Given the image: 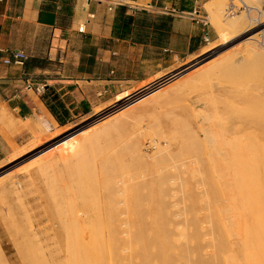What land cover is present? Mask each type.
Here are the masks:
<instances>
[{
	"label": "rangeland",
	"instance_id": "374dc122",
	"mask_svg": "<svg viewBox=\"0 0 264 264\" xmlns=\"http://www.w3.org/2000/svg\"><path fill=\"white\" fill-rule=\"evenodd\" d=\"M60 1L65 4L69 10L74 0ZM196 1L197 3H195V0H187V4L188 6L192 5V7L196 6L195 9L201 11L199 19L209 26L210 34L209 38L203 42L201 48L195 54L174 61L166 68H156V72L143 80L139 79L134 82L123 83L120 90L112 94L108 99L96 96L95 101L89 105L90 108L83 110V113L78 116L76 113L79 112V110L73 109L75 104L71 103L69 98H61L53 88L49 87L46 89L44 86V90L40 94L43 98H47L46 102L54 106L55 110L59 113L63 112V110L67 111L66 115H61L65 121L64 125H61L58 120L56 123L50 118L47 119L45 116H40V120L35 123V128L31 129L29 126H26L30 134H28V138L25 142H18L17 144L13 140V136L18 135L19 132L22 131V128L16 126L11 114L5 111L0 104V132L5 136L11 146V152L7 156L0 158V264H62V262L63 264H69L67 262H70L69 259L71 257L69 256H71L72 253L67 254L69 250L67 237H69L70 234L72 236L74 235L72 230H74V233L75 230H77L73 228V224H75V227L76 225L81 226L82 223V226H87V224H94L95 220H97L96 224L98 222L101 223V220L106 218L105 221L109 224V233H116V238H119V244L122 246L119 245V248L125 249L122 253L120 251L121 258L125 255L127 256L128 250L124 247H126L125 240L128 236H126L125 233H127V231L129 233L132 230L129 228L128 222L133 218V215H130L131 213H129L130 211L126 203L132 198L130 196L137 191H134V188H138L140 190L139 194L143 197L140 215L143 217V224L145 227L148 228L153 214H151V211L155 210V212L157 214L160 213L163 220L166 221L165 227L168 228L167 232L169 234L174 236L179 231L183 230L187 236L193 233H195V235L197 233L200 237L202 236L199 241L188 243L190 259L194 261L195 258L201 257L205 261L211 262L212 246L209 245H211L210 235L212 237L214 234L212 233L213 230H216L214 224V220L217 217L216 207H224L227 202L226 196L224 198L222 195L223 192L229 193L231 196V203L233 200L238 204L242 203L241 201H250L256 205L257 195L253 194L249 197L242 180L236 183L231 182L232 175L228 181V173H225L227 172V167L225 164H222L220 167L219 162L224 159L231 161L230 159L232 158L230 162L231 173H234V169L238 167L241 174L242 167L237 166L235 161L238 160L236 159L237 157L242 158V155L238 154L237 157L234 158L236 156L235 149H239L240 151L245 150L244 147L239 148V140L242 138L245 144H252L255 141V143H253L254 148L258 147V139L262 138L264 141V133L262 131L264 130V119L260 118L264 113H262V115L257 113L259 116H254L255 113L254 115L250 114L251 111L253 112L252 109L256 108L257 101H259L257 102L258 105L260 103L259 109L264 107V102L262 103L264 99L261 101V98H264V59L259 55H253L254 57L256 56V59L249 56L252 60L249 57H247V59L249 58L250 60H242V58L245 59V56L241 50L243 49L244 42L248 41L246 38L256 35L255 37L257 40L255 43L259 47V53L262 52L261 50L264 51V0H251L252 4H249L250 0H242L247 3V8H239L241 5L239 0ZM231 1L237 8L236 13L232 16L242 15L246 19L248 17L253 19V21L247 19L248 23L246 24H252L249 26L251 28L248 31L240 32L241 30H238V28V32L237 30L234 32L233 29L235 28L230 27V25L228 26L231 20L230 17L232 16L226 15L225 11ZM110 2L114 4L120 2L118 7L125 6V8H128V6H144L124 0H110ZM255 7L256 9L258 8L259 12ZM147 18L148 21H152L153 17L150 16ZM220 26L228 28L221 33L218 30ZM233 34L237 35L233 36ZM222 36H225V38L229 37L228 39H230V37L233 38L227 40L226 43ZM234 37H237V40ZM220 41L222 43H220ZM215 43H218V45L215 46ZM213 44L214 46H212ZM235 50H238V52ZM207 52H212L213 54L205 57L204 55ZM233 53L238 56H233ZM231 54L235 57V60L233 59L231 61ZM223 55L225 58L227 56L226 60L229 59L227 60L228 68L223 65V70H225V68L228 69L225 70V75L224 72H222L223 70H221V74L219 69V72L217 70L207 75V77L209 76L212 78L204 77L203 80L197 78V72L200 68L202 69L209 63H212L211 61L223 57ZM238 57L242 64L235 68V66L239 64ZM259 59H261V61ZM229 63H233L232 66ZM224 64L226 63L224 62ZM252 66H254L257 71L254 70ZM256 66H259V69ZM220 67L221 69L223 68L222 66ZM238 67H242L243 69H239ZM246 68H252L251 72L254 71L255 75L253 72L251 75H254L253 77L256 76V79L254 78L252 81L253 78L248 76V71L250 69L247 71ZM170 79L176 80L173 81ZM244 80H246V82ZM240 81H243V83H240ZM167 83L169 86H167ZM40 84L44 83L40 82ZM157 85L160 87L163 86V89H161L162 93L159 91V94H156L155 97H151L153 99L149 98V104L147 102L143 105L140 103L141 105L136 104L135 107L132 106L133 110L129 108V110L117 112L118 115L116 114L117 116H115L113 120L110 119L112 120L110 121V125L112 126L113 124V126L111 127L108 125L107 127L109 128L104 127L107 128L109 132L101 127V123L110 118L108 117L106 119L104 117L105 114H107L105 112L113 109L114 107H111L115 105L116 101L124 99L125 97L128 99L133 98L141 93L142 89L144 91ZM211 99L214 104L210 103ZM231 99L232 101L234 100V102L231 101V103H227V106L226 101L229 102ZM150 100H153L152 102L154 104ZM253 100L255 101L254 104H252L254 102ZM233 103L237 107L239 105L244 107L248 105V108L245 107L247 109H250L249 106L251 105L255 106H252L251 111L243 110L245 111L243 115L239 113L242 112V107L239 106V108H237L235 105L233 106ZM229 104H232L233 107H230ZM235 107L239 110H236ZM259 109L257 112H259ZM96 110L98 112L99 110L101 111L98 114H94ZM247 111L248 116H245ZM261 111L263 110H260L259 113H261ZM258 117L260 119H258ZM258 121L263 123L261 124L260 122L257 124ZM254 123L255 127L260 124L259 127H261V130L259 127L256 128L257 131L260 130L263 137L259 134V131L258 135L261 137L255 133L256 128L253 131ZM42 126L43 130L41 132ZM223 126L227 133L223 130ZM97 127L98 130L102 128L103 131H106V134L103 132L105 136L108 133L110 135L108 134V137H105L103 133H101L102 130H99L100 133H94L89 137L88 134L91 133L90 130H92L93 133L97 130ZM111 128H114V130H111ZM242 129L244 131L246 129V137ZM60 130H62V132ZM250 130L256 135H253ZM44 132L47 134H44ZM74 134L78 135L75 136ZM69 135L72 137L75 136L72 140H80V137L83 138L79 141L78 145L80 146L77 144H75L77 146L73 145L71 152L68 150L70 149L69 143H67L66 146L65 144H61L64 140H68V138L71 137ZM247 135H250L248 137L249 139L252 137V142H250L251 140L247 141ZM50 136L52 138H50ZM33 137L34 139H38L35 141ZM235 137L236 139H240L237 141ZM253 138H257V142L256 139L254 140ZM242 139L240 141H242ZM234 140L237 142L235 143ZM31 141H35L38 145L40 144V147L38 145H36V148L33 147L35 144L32 146ZM41 141L43 142L42 144ZM108 141L110 143H108ZM263 141L261 145L264 144ZM243 142L242 144L244 145ZM135 143L139 151L135 149ZM237 143L239 144L237 145ZM28 144L32 147L30 146L31 148L27 152L25 148H27ZM60 144L65 147H62ZM232 144H236L234 146L236 148H234ZM59 146L61 147L59 148ZM41 147L43 149H41ZM233 150L235 152H233ZM138 153H141V155L139 156ZM16 154H20L19 157ZM60 154H64L63 157H60ZM36 155L40 156L38 157ZM13 156H15L14 159ZM25 156L26 158H24ZM34 157H36L37 161ZM47 157V162L50 164L48 163L47 165L46 161L40 162L39 164L38 161L47 159ZM137 160L143 162L139 163ZM154 160H160L161 162H156ZM242 160L244 159L242 158ZM35 162H37V165ZM109 162L110 164H108ZM22 163H24L25 166ZM155 163H157V165ZM258 164L261 165L262 163ZM23 166L24 168H22ZM242 166L245 165L242 164ZM189 167H191V169ZM20 168H22V170ZM243 168L245 169V167ZM259 168H257L259 179L258 182L255 183L256 185L259 184L262 179L259 174ZM89 171L93 172L89 173ZM244 171L242 173H244ZM88 178L91 179V181ZM210 183L213 189H211ZM151 185L154 186L153 188H155V185L159 188V208L158 205L151 204L149 200V189ZM209 188L210 190H208ZM154 190L156 191V189ZM107 192L109 194H107ZM110 200H112L114 204L113 210L109 209ZM223 212L224 211L220 212L222 216H224V214L227 215V212L224 214ZM213 215L215 218L212 217ZM78 222H80V224H78ZM80 226H78V228ZM195 226L199 229L197 232ZM197 226H200V228ZM81 229L83 228L80 227L78 231ZM86 229L84 228L83 232L81 231L84 237L83 239L82 234L78 233V237L80 239L81 236L83 243H85L87 238H91L89 230V232L87 231V233H85ZM84 233L86 235L89 233L90 236L86 238ZM109 233H106V235ZM63 235H66V239ZM192 236H194V234ZM233 237L237 239V235L235 237L233 234V236H231L232 240H234ZM70 238L72 237L70 236ZM66 241L68 243H66ZM184 241V238L178 240L177 246L179 249L184 247ZM88 243H90V241L88 242L87 240L86 244ZM70 248L72 251L74 250L72 247ZM71 250H69V252H72ZM65 260L67 262H65ZM154 264H157V262ZM175 264H183V261L177 260Z\"/></svg>",
	"mask_w": 264,
	"mask_h": 264
},
{
	"label": "crops",
	"instance_id": "0c3cea01",
	"mask_svg": "<svg viewBox=\"0 0 264 264\" xmlns=\"http://www.w3.org/2000/svg\"><path fill=\"white\" fill-rule=\"evenodd\" d=\"M124 1L144 5L128 6L126 13L138 20L145 13L156 25L137 24L128 38L120 39L112 34L119 4L110 0H74L70 12L60 0H0V104L22 128L13 136L17 144L25 142L26 126L35 128L40 116L57 123L47 98L35 91L40 82L69 98L78 116L96 96L110 98L123 83L143 80L195 54L209 38V26L199 19L196 6L187 4L192 10L180 11L181 0ZM81 25L84 33L77 31ZM13 49L28 56L23 66L2 63L4 52ZM10 152L0 132V158Z\"/></svg>",
	"mask_w": 264,
	"mask_h": 264
},
{
	"label": "bare ground",
	"instance_id": "6f19581e",
	"mask_svg": "<svg viewBox=\"0 0 264 264\" xmlns=\"http://www.w3.org/2000/svg\"><path fill=\"white\" fill-rule=\"evenodd\" d=\"M237 1V0H236ZM239 1H241L242 3H245V2H243L242 0H239ZM245 1H247V0H245ZM249 2V1H248ZM247 3H245V5H246ZM249 4H252V2H251V0H250V3ZM255 6V5H254ZM257 6V5H256ZM246 7H247V5H246ZM251 7V6H250ZM255 9H256V7H255ZM260 9V8H259ZM257 11H258V8L256 9ZM255 10V11H256ZM259 12V11H258ZM249 14H251V13H249ZM262 15V14H261ZM250 16V15H249ZM264 16V15H263ZM253 17V16H252ZM255 17V16H254ZM258 17V16H257ZM231 18V20L229 21V23L230 24H228V26L230 25V27H232V28H235V29H233L234 30V32H235V30H237L238 28V30H241L240 32H244V31H248L251 27H249L250 25H252V24H246V23H248L247 21L248 20H252L253 21V19H251L250 17H248L247 19L245 18V17H243L242 15H237V16H232V17H230ZM255 21V20H254ZM257 21H258V19H257ZM254 23V22H253ZM217 25V24H216ZM220 25V24H219ZM263 25V24H262ZM259 26V25H258ZM255 27H256V24H255ZM226 28H228V27H224V26H220L219 28H218V30L221 32V33H223L224 32V30H226ZM238 30H237V32H238ZM231 31V30H230ZM236 32V33H237ZM259 32H260V30H259ZM250 33V32H249ZM248 33V34H249ZM244 34V33H243ZM247 34V33H246ZM252 34V33H251ZM254 34V33H253ZM257 34H258V32H257ZM222 35V34H221ZM224 35V34H223ZM235 35H237V34H233V36H235ZM245 35V34H244ZM226 36V35H225ZM225 36H222V38H223V40H224V42H226L227 43V40H230L231 38H233V37H230V39H228L229 37H226L225 38ZM229 36V35H228ZM239 36V35H238ZM249 36V35H248ZM256 36V35H255ZM249 37V38H246V40H248V41H246V42H244V44H243V49H241V48H239V49H241L242 50V53H243V55L245 56L244 58L245 59H243L242 58V60H250L251 59V57L254 59H256V56L254 57L253 55H259V56H261V58L262 59H264V51L263 50H261L262 52H260L259 53V47H258V45L255 43V41L257 40V38L256 37ZM244 37V36H243ZM242 37V38H243ZM235 38V37H234ZM237 38V37H236ZM235 38V39H236ZM245 38V37H244ZM222 40V39H221ZM234 40V39H233ZM237 40V39H236ZM235 40V41H236ZM241 40V39H240ZM250 40V41H249ZM252 40V41H251ZM234 41V42H235ZM238 41H239V39H238ZM229 42V41H228ZM242 42V41H241ZM220 43H222L221 41H220ZM230 43V42H229ZM242 44V43H241ZM218 45V43L216 44L215 43V46H217ZM220 45H222V44H220ZM230 45V44H229ZM229 45H227V46H229ZM240 45V44H239ZM212 46H214V44L212 45ZM227 46H225V47H227ZM224 47V48H225ZM261 47V46H260ZM211 48V47H210ZM209 48V49H210ZM214 48V47H213ZM212 48V49H213ZM216 48V47H215ZM237 48H238V46H237ZM262 48V47H261ZM207 49V48H206ZM203 50V49H202ZM216 50V49H215ZM217 50H220V49H217ZM204 51H207V50H204ZM222 51V50H221ZM220 51V52H221ZM236 51V50H235ZM213 52V51H212ZM212 52H207V53H205V57H208V56H211V54H213ZM236 52H238V50L236 51ZM241 52V51H240ZM234 54V53H233ZM240 54V53H239ZM215 55H216V53H215ZM225 55V54H224ZM224 55H223V57H219L218 59H215L214 61H211L212 63H209L207 66H205V67H203L202 69L200 68L199 69V71L197 72V74H198V79L199 80H203V78L204 77H207V75L208 74H210V73H213V72H215V71H217L218 70V72H219V69H220V72H221V70H223L224 69V66L223 65H225L226 67H227V63H228V61L227 60H229V59H227L226 60V58H227V56H226V58L224 57ZM227 55V54H226ZM236 54H234L233 56H235ZM222 56V55H221ZM231 56V61L236 57V56H238V55H236L235 57H233L232 56V54L230 55ZM249 56H251V57H249ZM203 57V56H202ZM241 57H242V55H241ZM247 57H249L248 59H247ZM228 58H229V55H228ZM260 58V57H259ZM202 59V58H201ZM200 59V60H201ZM237 59H239V57L237 58ZM236 59V60H237ZM199 60V61H200ZM205 60V59H204ZM235 60V59H234ZM252 60V59H251ZM260 61H261V59H259ZM241 60L239 59V64L238 65H236L235 66V68L237 67V66H240L242 63L240 62ZM224 62L226 63V64H224ZM230 62V61H229ZM238 62V61H237ZM197 63V62H196ZM231 66H232V64L233 63H229ZM236 64V63H235ZM234 64V65H235ZM229 65V66H230ZM220 66H222L223 68L221 69V67ZM253 67V69L254 70H256L257 71V69L256 68H254V66H252ZM257 67V66H256ZM259 67V66H258ZM257 67V68H258ZM228 68V67H227ZM227 68H225V70H228ZM239 69L240 68H242V67H238ZM230 69V68H229ZM243 69V68H242ZM241 69V70H242ZM247 69V68H246ZM250 68H248L247 69V71L249 70ZM259 69V68H258ZM183 70H184V68H183ZM190 70V69H189ZM225 70H223L222 72H224V75L226 74L225 72ZM238 70V69H237ZM240 70V71H241ZM251 70H252V68L248 71V76L249 77H252L253 79H252V81L254 80V78L256 77H253L254 75H255V73H254V71H252L253 73H254V75H251ZM182 71V70H181ZM180 71V72H181ZM260 71V70H259ZM190 72V71H189ZM222 72H221V74H222ZM245 72H246V70H245ZM187 73V72H186ZM215 74V73H214ZM213 74V75H214ZM183 75V74H182ZM213 75H211V76H213ZM223 75V76H224ZM176 76V75H175ZM180 77V76H179ZM193 77H194V75H193ZM249 77H247V78H249ZM190 78H192V77H190ZM196 78V79H197ZM207 78H212V77H207ZM256 79V78H255ZM170 80H173V79H170ZM170 80H168V81H170ZM176 80V79H175ZM175 80H173V81H175ZM205 80H206V78H205ZM204 80V81H205ZM216 80V79H215ZM226 80V79H225ZM173 81H171V82H173ZM208 83H209V81L208 80H206ZM217 81V80H216ZM222 81H223V79H222ZM221 81V82H222ZM245 82H246V80H244ZM167 82V81H166ZM171 82H169V83H171ZM178 82V81H177ZM189 82V81H188ZM218 82V81H217ZM204 83V82H203ZM219 83V82H218ZM240 83H243V81H240ZM252 83V82H251ZM251 83H249V84H251ZM155 84V83H154ZM160 84V83H159ZM164 84V83H163ZM168 84V83H167ZM166 84V85H167ZM180 84V83H179ZM248 84V83H247ZM161 85H162V82H161ZM170 85H172V84H170ZM187 85V84H186ZM205 85V84H204ZM240 85V84H239ZM167 86H169V84L167 85ZM166 86V87H167ZM227 86H229V85H227ZM240 86H242V85H240ZM250 86V85H249ZM163 87V86H162ZM162 87H160L159 85H157V86H155V87H151V89L150 88H148V89H146V90H144L143 91V89L141 90L142 92L141 93H139L137 96H135V97H133V98H130V99H128V98H124V99H120L119 101H116L115 102V105L114 106H112L111 108H113V109H110L111 110V112H110V110L109 111H106L105 113H107V114H105V118L107 119L108 117H110L109 119H107L106 121H104V122H102L101 124H102V128L103 129H105L106 131H108L109 132V130H107V128H109V127H107L108 125H110V121H112L113 120V118L115 117V116H117L118 114H117V112H119V111H121V110H129V108L130 109H132L133 110V107L132 106H134L135 107V105L136 104H140V103H142V105L143 104H145V102H147L148 103V100H149V98H151L152 96H156V94H159L158 92L160 91L161 93H162V90L161 89H163ZM171 87V86H170ZM200 87V86H199ZM140 88V87H139ZM165 88V87H164ZM240 88V87H239ZM239 88H237L238 90H240ZM244 88V87H243ZM180 89V88H179ZM167 90V89H166ZM165 90V91H166ZM185 90V89H184ZM231 90V89H230ZM238 90H236L237 92H239ZM224 91V90H223ZM241 92V91H240ZM248 92V91H247ZM136 93V92H135ZM138 93V92H137ZM243 93V92H242ZM241 93V94H242ZM141 94V95H140ZM245 94V93H244ZM131 95H132V93H131ZM215 95V94H214ZM252 95V94H251ZM162 96V95H161ZM164 96H166V95H164ZM163 96V97H164ZM174 96V95H173ZM216 96V95H215ZM264 96V95H263ZM128 97V96H127ZM163 97H161V98H163ZM262 97V96H261ZM161 98H159V99H161ZM235 98V97H234ZM128 99V100H127ZM151 99H153V98H151ZM255 99V98H254ZM264 98L262 97L261 98V101L263 100ZM224 100H226V99H224ZM258 100H259V98H258ZM151 102L153 101V100H150ZM158 101V100H157ZM231 101H232V99L231 100H229V102L228 101H226V105H227V103H231ZM254 101V100H253ZM122 102V103H121ZM154 102H156V101H154ZM232 102H234V100L232 101ZM257 102H259V101H257ZM256 102V108L260 105V103H259V105H258V103ZM264 101H262V103H263ZM121 103V104H120ZM153 103V102H152ZM156 103H158V102H156ZM210 103H213L214 104V102H213V100L211 99V102ZM252 103V102H251ZM255 103V101L252 103V104H254ZM120 104V105H119ZM149 104V103H148ZM154 104V103H153ZM225 104V103H224ZM110 105V104H109ZM112 105V104H111ZM117 105V106H116ZM141 105V104H140ZM230 105V104H229ZM235 104L233 103V106H234ZM244 105V104H243ZM250 105V104H249ZM116 106V107H115ZM118 106H120V107H118ZM228 106V105H227ZM232 106V104L230 105V107ZM232 106V107H233ZM236 106V105H235ZM240 106V105H239ZM239 106L237 107V108H239ZM248 106V105H247ZM247 106H245V107H247ZM252 106L254 107L255 105H251V106H249L250 107V109H247V108H245L244 106H240V107H242V108H245V109H242L241 108V110H242V112H239V113H241V114H243L244 115V112L245 111H243V110H250L251 111V109H252ZM262 106V105H261ZM132 107V108H131ZM226 107V106H225ZM235 107V108H236ZM263 107V106H262ZM236 108V110H239V109H237ZM256 108H254V109H252L253 110V112L251 111L250 112V114H253L254 115V113H255V115L254 116H259V115H262V113H264V107L262 108V109H259L260 108V106L258 107V109H259V112H260V110H263V111H261V113H259V112H257L258 111V109H257V111H256ZM103 109V108H102ZM234 109V108H233ZM232 109V110H233ZM106 110V109H105ZM101 110H99V112H100ZM103 111V110H102ZM97 110L95 111V113L94 114H98L99 113ZM109 112V113H108ZM247 113H248V111L246 112V115L245 116H248L247 115ZM257 113L259 114V115H257ZM117 114V115H116ZM253 116V117H254ZM263 116V117H262ZM262 116H260V118H263L264 119V115H262ZM99 117V116H98ZM103 117V118H104ZM251 118H252V116H251ZM257 118V117H256ZM259 117H258V119H260ZM100 119H101V117H100ZM110 119H112V120H110ZM179 119V118H178ZM253 119V118H252ZM251 119V120H252ZM99 121V120H98ZM102 121V120H101ZM227 121V120H226ZM264 121V120H263ZM94 122V121H93ZM251 122V121H250ZM261 121H258L257 122V124L258 123H260ZM43 123V122H42ZM96 123H97V121H96ZM95 123V124H96ZM263 122H261V124H262ZM90 124H92V123H90ZM252 124V123H251ZM33 125V124H32ZM40 125H42V124H40ZM94 125V124H93ZM96 125H98V124H96ZM96 125H94V126H96ZM263 125H264V123H263ZM39 126V125H38ZM38 126H37V128H38ZM45 126V125H44ZM92 126V125H91ZM111 126V125H110ZM112 126H113V124H112ZM111 126V127H112ZM246 126H248V125H246ZM250 126H252V125H250ZM249 126V127H250ZM259 126H260V124H259ZM259 126H257L256 125V127H259ZM32 127V126H31ZM104 127H107V128H104ZM227 127V126H226ZM249 127H246V128H249ZM253 131L255 130V123L253 124ZM264 127V126H263ZM262 127V128H263ZM48 128V127H47ZM81 128V127H80ZM86 128H87V126H86ZM89 128V127H88ZM93 128V127H92ZM91 128V129H92ZM95 128V127H94ZM102 128H100L99 130L101 131V133H103V132H105V134H106V131H103V129ZM242 128H244V127H242ZM252 128V127H251ZM260 128V130H261V127H259ZM49 129V128H48ZM96 129V128H95ZM94 129V130H95ZM225 128H224V126H223V130H224ZM42 130H43V126H42V128H41V132H42ZM82 130V129H81ZM85 130V129H84ZM90 130V129H89ZM99 130H98V127H97V130L96 131H94L93 133H92V130H90V134H88V136L90 137L92 134H94V133H97V132H99ZM111 130H114V128H111ZM110 130V131H111ZM151 130V129H150ZM149 130V131H150ZM226 130V129H225ZM224 130V131H225ZM243 130V129H242ZM260 130H258L259 132H260ZM45 131V130H44ZM61 132H62V130H60ZM80 131V130H79ZM78 131V132H79ZM223 131V132H224ZM244 131V130H243ZM251 131V130H250ZM253 131H251V133H253V135H256L255 133H257V135H258V131H257V128H256V131H255V133L253 132ZM263 131V133H264V130H262ZM45 132H48L47 130L45 131ZM44 132V134H47V133H45ZM56 132V131H55ZM64 132V131H63ZM80 132H82V131H80ZM107 132V133H108ZM113 132H115V131H113ZM226 132V131H225ZM245 132H246V129H245V131H244V136L246 135L245 134ZM57 133V132H56ZM60 133V132H59ZM86 133H88V132H86ZM100 133V132H99ZM227 133V132H226ZM250 133V134H251ZM53 134V133H52ZM65 134H66V132H65ZM83 134V133H82ZM109 134V133H108ZM107 134V135H108ZM248 134H249V132H248ZM260 135L262 134L261 132L259 133ZM56 135V134H55ZM54 135V136H55ZM58 135V134H57ZM62 135V134H61ZM72 135V134H71ZM71 135H69V136H71ZM75 136H77L76 134H74ZM84 135V134H83ZM97 135V134H96ZM103 135H104V133H103ZM105 136V137H108V136ZM110 135V134H109ZM252 135V134H251ZM252 135V136H253ZM260 135H258L259 137H261ZM42 136H43V134H42ZM63 136V135H62ZM68 136V135H67ZM73 136V135H72ZM70 137V138H68V140L66 139V140H64L61 144H65V146H66V144L67 143H69L68 145H69V148L70 149H68L70 152H71V149H72V147H73V145H75V144H79V141L81 140V138L82 137H80V140L79 139H77V140H72V139H74V137ZM94 136V135H93ZM244 136H241V137H244ZM250 136V135H249ZM248 135H247V138L249 137ZM258 136H257V138H258ZM45 137V136H44ZM56 137H58V136H56ZM246 137V136H245ZM263 137V136H262ZM50 138H52L51 136H50ZM55 138V137H54ZM60 138H61V136H60ZM62 138H66V137H62ZM77 138V137H76ZM101 138V137H100ZM102 138H104V137H102ZM239 138V137H238ZM246 138V139H247ZM251 139H252V137H250ZM257 138H255L256 139V142H257ZM264 138V137H263ZM33 139H34V137H33ZM38 139V138H37ZM37 139H34L35 141L37 140ZM47 139V138H46ZM83 139V138H82ZM235 139H236V137H235ZM240 139V138H239ZM239 139H236L237 141L239 140ZM242 139V138H241ZM240 139V140H241ZM251 139H249L248 138V140L247 141H249V140H251ZM254 139V138H253ZM254 139V140H255ZM56 140V139H55ZM54 140V141H55ZM71 142H70V141ZM85 140V139H84ZM87 140H89V139H87ZM86 140V141H87ZM108 140V139H107ZM236 140H234L235 141V143L237 142ZM239 140V142H240V144L239 143H237V145L239 146V148H243L244 147V149L245 150H243V151H240L239 149H235L236 150V156L234 157V156H232V157H234V158H236L237 157V155L238 154H241L242 155V158L244 159V160H242V158H236V159H238V160H236L235 161V164H237V166H240V167H242V170H241V174L243 175H241L240 174V172H239V169H238V167L237 168H235L234 170H235V172L233 173H231V165H230V162L232 161V158L230 159L231 161H227L226 159H224V160H221L220 162H219V165H220V167L222 166V164H225V166L227 167V172H225V173H228L227 174V180L229 181V178H230V176L232 175V181L231 182H233V183H236L237 181H239V180H242V182L244 183V187L246 188V193H248V196L250 197V196H252L253 194H256L257 195V200H256V205H254V203L253 202H250V201H241L242 203H240V204H238L237 202H235L234 200L232 201V203H231V200H230V198H231V196L229 195V193L228 192H223V196H224V198H225V196H226V198H227V202L225 203L226 205L223 207V206H220V207H216V212H217V217L215 218L214 217V215L212 216V217H214L215 218V220L214 219H212V220H214V224H215V228H216V230H213V232L212 233H214L213 235H212V237H211V235H210V240H211V245H209V246H212V250H211V255H212V261L211 262H207V261H205L204 259H202L201 257H198V258H195V260L194 261H192L191 259H190V250H189V248H188V243H191L192 241H199L200 239H201V237L199 236V235H197V233H196V235H195V233H193L194 234V236H192V235H189V236H187V235H185V233L183 232V230L182 231H179L177 234H175L174 236L173 235H171V234H169L168 232H167V230H168V228L167 227H165L166 226V221H164L163 220V218H162V216H161V214L159 213V214H157L156 212H155V210H152L151 211V214H152V219L150 220V223H149V226H148V228L147 227H145L144 226V224H143V217L140 215V211H141V206H142V204H143V197H141V195L139 194V192H140V190L138 189V188H134V191H136L134 194H132V196H130V197H132L131 199H127L128 201H127V203H126V206L129 208V213H131L130 215L132 216L133 215V218H131L130 219V222H128V225H129V228H131L132 230H131V232H129L128 233V231H127V233H125V235L126 236H128L127 238H126V240H125V246L126 247H124V248H126L127 250H128V255L125 257L123 254H121V255H123L124 257H122L121 258V256H120V251H121V253H122V251L124 250L125 251V249H120L119 248V238L117 239L116 238V233H109V231H108V228H109V224H108V222H106L105 220L107 219H102L101 220V223H97L96 224V221L97 220H95V223L94 224H92V225H88L87 224V226L86 225H83L82 226V224H81V226L80 225H76V227H75V224H73L74 225V227L73 228H75V229H77V230H75V233H74V230H72L73 231V236L70 234L69 235V237H67V240H68V242H69V250H71V248L70 247H72L74 250L72 251V252H69V250H68V253L67 254H71V256H69V257H71L70 259H69V261L70 262H67L66 260H65V262H67V263H69V264H154L155 262H157V264H175V262L177 261V260H182L183 261V264H264V144L263 145H261V142L263 141L262 140V138L261 139H258V147H256V148H254V144L253 143H255V141L251 144V143H248V144H245V142H243V139H242V141H240ZM260 140H262V141H260ZM35 141H31V145L33 146V144H35V146H33V147H37L36 145H38L37 143H35ZM45 141V140H44ZM53 141V142H54ZM67 141H69V142H67ZM98 141V140H97ZM253 140H251L250 142H252ZM260 141V142H259ZM50 142V141H49ZM92 142V141H91ZM233 142V141H232ZM232 142H230V143H232ZM242 142L244 143V145L242 144ZM264 142V141H263ZM43 142L41 141V144H42ZM85 143V142H84ZM108 143H110L109 141H108ZM260 143V144H259ZM47 144H48V142H47ZM52 144V143H51ZM54 144H55V142H54ZM60 144V145H61ZM242 144V145H241ZM31 145H27V148H25L26 150H27V152H28V150L32 147ZM63 145H61L62 147H65V146H63ZM77 145H75V146H77ZM93 145V144H92ZM95 145V144H94ZM135 145H136V143H135ZM134 145V147H135V149L137 150V151H139L137 148V145L135 146ZM230 145V144H229ZM233 145V147L236 145H234V144H232ZM231 145V146H232ZM31 146V147H30ZM39 147H40V144L38 145ZM49 146V145H48ZM61 146H59V148L61 147ZM78 146H80V145H78ZM91 146V145H90ZM89 146V147H90ZM67 148H68V146H67ZM234 148H236V147H234ZM41 149H43L42 147H41ZM91 149V148H90ZM34 150H36V149H34ZM45 150V149H44ZM95 150H96V148H95ZM141 150V149H140ZM19 151V150H18ZM17 151V152H18ZM98 151V150H97ZM16 152V153H17ZM43 152V151H42ZM42 152H40V153H42ZM47 152V151H46ZM89 152V151H88ZM94 152V151H93ZM233 152H235L234 150H233ZM30 153H31V151H30ZM36 153V152H35ZM48 153V152H47ZM18 154V153H17ZM16 154V155H17ZM28 154V153H27ZM90 154V153H89ZM15 155V154H14ZM20 155V154H19ZM19 155H17L18 157H19ZM64 155V154H63ZM63 155L62 154H60V157L62 156L63 157ZM138 155L140 156L141 155V153L139 154L138 153ZM137 155V156H138ZM23 156H24V154H23ZM22 156V157H23ZM31 156V155H30ZM34 156V155H33ZM36 156H38V155H36ZM40 156V155H39ZM38 156V157H39ZM230 156H231V154H230ZM14 157L15 156H13V159H14ZM45 157V156H44ZM90 157V156H89ZM222 157V156H221ZM24 158H26V156L24 157ZM136 158V157H135ZM141 158V157H140ZM139 158V159H140ZM226 158V157H225ZM233 158V159H234ZM12 159V160H13ZM19 159V158H18ZM23 159V158H22ZM34 159L36 160V157H34ZM50 159H51V157H50ZM56 159V158H55ZM137 159V158H136ZM162 159V158H161ZM160 159V160H161ZM228 159V158H227ZM11 160V159H10ZM10 160H8V161H10ZM17 160V159H16ZM39 160V159H38ZM47 160H48V157H47V159H44V160H42V161H38L39 162V164H40V162L42 163L43 161H46L47 162ZM115 160V159H114ZM160 160H157V161H160ZM34 161V160H33ZM37 161V160H36ZM55 161V160H54ZM138 162H139V160H137ZM153 161V160H152ZM154 161H156V160H154ZM156 161V162H157ZM19 162V161H18ZM46 162H45V166H46ZM51 162H52V160H51ZM140 162H143V161H141L140 160ZM139 162V163H140ZM161 162V161H160ZM234 162V161H233ZM13 163V162H12ZM24 163H26V162H24ZM24 163H22L24 166H25V164ZM36 163V165H37V162H35ZM35 163H34V165H35ZM48 163L49 162H47V165H48ZM54 163V162H53ZM154 163V162H153ZM159 163V162H158ZM258 163H262L261 165H259ZM27 164V163H26ZM38 164V165H39ZM50 164V163H49ZM105 164H107V163H105ZM108 164H110V162L108 163ZM114 164V163H113ZM156 165H157V163H155ZM154 164V165H155ZM231 164H234V163H231ZM242 164H244L245 166H242ZM14 165V164H13ZM135 165H136V163H135ZM141 165V164H140ZM153 165V166H154ZM155 165V166H156ZM192 165V164H191ZM217 165V164H216ZM24 166L22 167V168H24ZM112 166V165H111ZM1 167V166H0ZM20 167V166H19ZM18 167V168H19ZM27 167V166H26ZM36 167V166H35ZM43 167V166H42ZM108 167V166H107ZM192 167V166H191ZM191 167H189L190 169H191ZM243 167H245V169L243 168ZM260 167V168H259ZM13 168V167H12ZM22 168H20L21 170H22ZM41 168V167H40ZM234 168V167H233ZM257 168H259L260 170H259V174L261 175V182L259 183V184H255V183H257L258 182V169ZM1 169V168H0ZM15 169V168H14ZM29 170V169H28ZM36 170V169H35ZM34 170V171H35ZM245 170V171H244ZM263 170V171H262ZM27 171V170H26ZM96 171V170H95ZM105 171H107V170H105ZM233 171V170H232ZM244 171V173H242ZM2 172V171H1ZM20 172V171H19ZM27 172H29V171H27ZM90 172H93V171H89V173ZM184 173V172H183ZM27 174V173H26ZM3 175V174H2ZM90 175V174H89ZM178 175V174H177ZM7 176V175H6ZM10 176V175H9ZM94 176V175H93ZM4 177V176H3ZM2 178V177H1ZM5 178V177H4ZM4 178H3V180H4ZM80 178V177H79ZM90 178V177H89ZM88 178V179H89ZM176 178V177H175ZM6 179H8V178H6ZM90 181H91V179H89ZM170 180H173V179H170ZM210 185H211V189H213V186H212V184L210 183ZM2 186V185H1ZM154 186L153 185H151L150 186V189H149V191H150V194H149V200H150V202H151V204H155V205H158V208L160 207V203H159V198H158V192H159V188L157 187V185H155V188H153ZM132 188V187H131ZM110 189V188H109ZM133 189V188H132ZM154 189H156V191L154 190ZM208 190H210V188L208 189ZM109 191V190H108ZM211 191H213V190H211ZM210 191V192H211ZM255 191V192H254ZM59 192V191H58ZM54 193V192H53ZM228 195H227V194ZM107 194H109L108 192H107ZM212 194V193H211ZM226 194V195H225ZM54 196V195H53ZM54 198V197H53ZM59 200V199H58ZM91 203V202H90ZM122 204H123V202H122ZM220 205H224V204H220ZM239 205H241V206H239ZM216 206H219V205H216ZM128 208H126V209H128ZM109 209L110 210H113L114 209V204H113V202H112V200H110L109 201ZM125 209V210H126ZM222 211H224L223 212V214L224 213H226L227 212V215H225L224 214V216H222V214L220 213V212H222ZM221 215H220V214ZM231 216V217H230ZM94 218H96V217H94ZM92 220V219H91ZM210 221H211V216H210ZM92 222H93V220H92ZM197 222V221H196ZM195 222V223H196ZM207 222H209V221H207ZM75 223H76V220H75ZM86 223V222H85ZM211 223V222H210ZM212 223H213V221H212ZM78 224H80V222H78ZM96 224V225H95ZM100 224H101V226H100ZM201 224V223H200ZM78 226H80V227H82L83 229L85 228H87L85 231V233H87V231L89 230L90 231V234H91V238L89 237L90 235H89V233L86 235L85 233V236H86V238L87 237H89V238H87V240H88V242L90 241V243H88V244H86V241H85V243H83V241H82V239L84 238L83 237V234H82V232H83V229H81V230H79L78 231V229H80V227L78 228ZM213 226V225H212ZM70 227H71V225H70ZM198 227V226H197ZM202 227V226H201ZM69 228V227H68ZM195 228H196V226H195ZM198 228H200V226L198 227ZM69 230H71V229H69ZM179 230H180V228H179ZM197 230H199V229H197L196 228V232H197ZM71 231V232H72ZM82 231V232H81ZM88 231V232H89ZM185 231V230H184ZM215 231H216V233H215ZM123 232V231H122ZM65 233H67V232H65ZM78 233H81L82 234V239H81V236H80V239H79V237H78ZM106 233H109V234H107L106 235ZM123 234V233H122ZM233 234L235 235V237H236V235H237V239L236 238H234L233 237V239L234 240H232V238H231V236H233ZM64 237L66 236V235H63ZM70 236L72 237V238H70ZM63 237V238H64ZM118 237V236H117ZM122 238H123V236H122ZM180 238H184L185 239V241H184V247H182V248H180L179 249V247L177 246V242H178V240L180 239ZM65 239H66V237H65ZM90 239V240H89ZM236 239V240H235ZM70 240V241H69ZM73 241V242H72ZM65 242V241H64ZM67 241H66V243H68ZM92 242V243H91ZM121 242V241H120ZM123 243V242H122ZM70 244H71V246H70ZM91 244V245H90ZM67 245V244H66ZM121 246V245H120ZM65 247V246H64ZM122 247V246H121ZM66 248H67V246H66ZM67 248V249H68ZM65 249V248H64ZM66 255V254H65ZM68 257V256H67ZM67 260H68V258H67ZM61 261V260H60ZM48 263V262H47ZM62 264H63V262H62ZM66 264V263H65Z\"/></svg>",
	"mask_w": 264,
	"mask_h": 264
},
{
	"label": "trees",
	"instance_id": "16d2710c",
	"mask_svg": "<svg viewBox=\"0 0 264 264\" xmlns=\"http://www.w3.org/2000/svg\"><path fill=\"white\" fill-rule=\"evenodd\" d=\"M185 5H187V0H181V5L179 8L180 11H191L192 10V9L191 10L187 9ZM68 12L70 11L68 10ZM147 17L149 16H146L144 13L141 19L139 20L135 19L132 15H129L126 13L125 7L119 6L115 11V18H114V22L112 26L113 37L120 38V39L128 38L133 28H135L137 24H140L141 27H144V28L146 27L147 24H151V25L155 24L154 21H148ZM168 20L171 21V18H168ZM49 109L51 113L56 117V119L58 120L60 124L62 125L65 124V121L61 115H66L67 114L66 110H63V112L59 113L55 110L54 106H50V105H49Z\"/></svg>",
	"mask_w": 264,
	"mask_h": 264
},
{
	"label": "built area",
	"instance_id": "2783aa9c",
	"mask_svg": "<svg viewBox=\"0 0 264 264\" xmlns=\"http://www.w3.org/2000/svg\"><path fill=\"white\" fill-rule=\"evenodd\" d=\"M120 2H117L115 5H118ZM240 7L239 8H247L246 5L244 3H242L240 1ZM110 10L112 9L111 7L109 8ZM236 5L231 1L228 5V7L226 8L225 14L226 15H234L236 13ZM165 11L171 13H176L177 11L175 9H166ZM194 13V12H193ZM206 24V23H204ZM77 31L79 33H84V26L81 25L77 28ZM28 56L26 55V53L22 50L19 49H13V50H6L4 52V58L2 60V63L6 66H11V65H19V66H23L25 64V62L27 61ZM31 88V87H29ZM44 90V85L43 84H37L35 86V91L37 93H42Z\"/></svg>",
	"mask_w": 264,
	"mask_h": 264
}]
</instances>
